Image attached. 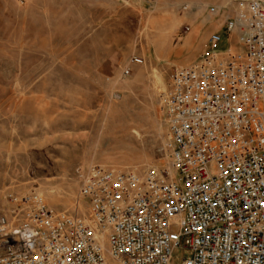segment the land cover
<instances>
[{
  "label": "built area",
  "instance_id": "obj_1",
  "mask_svg": "<svg viewBox=\"0 0 264 264\" xmlns=\"http://www.w3.org/2000/svg\"><path fill=\"white\" fill-rule=\"evenodd\" d=\"M224 33L235 49L212 33L159 97L169 167L78 168L84 214L11 197L0 264H264V2L236 0Z\"/></svg>",
  "mask_w": 264,
  "mask_h": 264
},
{
  "label": "rangeland",
  "instance_id": "obj_2",
  "mask_svg": "<svg viewBox=\"0 0 264 264\" xmlns=\"http://www.w3.org/2000/svg\"><path fill=\"white\" fill-rule=\"evenodd\" d=\"M235 1L0 0V214L31 193L84 214L78 168L169 167L159 97L212 33L235 49Z\"/></svg>",
  "mask_w": 264,
  "mask_h": 264
}]
</instances>
